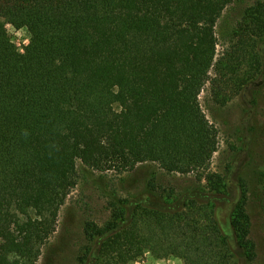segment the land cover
Instances as JSON below:
<instances>
[{
    "label": "trees",
    "instance_id": "obj_1",
    "mask_svg": "<svg viewBox=\"0 0 264 264\" xmlns=\"http://www.w3.org/2000/svg\"><path fill=\"white\" fill-rule=\"evenodd\" d=\"M231 1L0 0V264H36L77 161L193 175L190 188L148 181L149 197L113 196L101 224L85 222L76 264H128L145 251L181 264L255 262L244 198L231 208L232 238L216 219L224 177L209 169L217 131L198 98ZM246 23L264 72V0ZM9 25L27 30L21 49Z\"/></svg>",
    "mask_w": 264,
    "mask_h": 264
},
{
    "label": "rangeland",
    "instance_id": "obj_2",
    "mask_svg": "<svg viewBox=\"0 0 264 264\" xmlns=\"http://www.w3.org/2000/svg\"><path fill=\"white\" fill-rule=\"evenodd\" d=\"M256 1L232 0L223 9L214 27L216 49L209 70L211 82L205 83L198 98L217 131V149L209 169L224 177L225 186L215 203L216 219L232 238L231 208L244 198L250 219L249 236L256 251V260L251 264H264V72L254 59L260 42L246 23V12ZM7 31L19 49L28 42L25 28L9 25ZM192 175L167 173L153 162L117 173L92 170L77 161V183L59 208L56 229L42 246L36 264H76L87 245L85 222L101 224L109 214L113 196L149 197L145 189L148 181L165 189L190 188ZM167 263L181 264V260L174 256L157 258L145 251L128 264Z\"/></svg>",
    "mask_w": 264,
    "mask_h": 264
}]
</instances>
